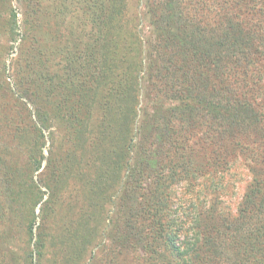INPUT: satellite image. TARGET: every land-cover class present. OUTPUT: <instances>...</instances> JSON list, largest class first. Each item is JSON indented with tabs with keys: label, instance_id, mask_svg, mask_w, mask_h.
Segmentation results:
<instances>
[{
	"label": "trees",
	"instance_id": "trees-1",
	"mask_svg": "<svg viewBox=\"0 0 264 264\" xmlns=\"http://www.w3.org/2000/svg\"><path fill=\"white\" fill-rule=\"evenodd\" d=\"M136 1L0 0V242L15 264H264V0Z\"/></svg>",
	"mask_w": 264,
	"mask_h": 264
},
{
	"label": "rangeland",
	"instance_id": "rangeland-1",
	"mask_svg": "<svg viewBox=\"0 0 264 264\" xmlns=\"http://www.w3.org/2000/svg\"><path fill=\"white\" fill-rule=\"evenodd\" d=\"M138 11H139V7H137V1L130 0V5H129L130 14L134 17L136 14H138ZM250 181H251V175L242 164L237 169L235 168V170L232 171V177L229 178V185L223 197L224 205H228V208L230 210L235 211ZM39 211H40V204L37 207V212ZM36 229L37 228L35 227V231ZM98 238H100V236ZM6 241L4 243L0 242V249H1L0 256L3 254L2 251L8 248L7 251L8 255L6 256L7 258L4 261H1L2 258L0 257V264H15L16 263L15 261L17 260V258L14 259L15 256L17 257L21 255L23 249L22 248L23 244L21 243L22 241L18 240L17 238L16 239L8 238L6 239ZM22 264H24V262H22Z\"/></svg>",
	"mask_w": 264,
	"mask_h": 264
}]
</instances>
